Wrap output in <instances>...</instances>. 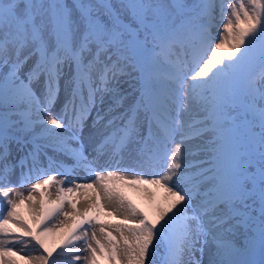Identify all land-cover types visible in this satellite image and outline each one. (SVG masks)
<instances>
[{
    "label": "snow or ice",
    "instance_id": "6c2138e0",
    "mask_svg": "<svg viewBox=\"0 0 264 264\" xmlns=\"http://www.w3.org/2000/svg\"><path fill=\"white\" fill-rule=\"evenodd\" d=\"M81 259L264 264V0H0V264Z\"/></svg>",
    "mask_w": 264,
    "mask_h": 264
},
{
    "label": "bare ground",
    "instance_id": "6f19581e",
    "mask_svg": "<svg viewBox=\"0 0 264 264\" xmlns=\"http://www.w3.org/2000/svg\"><path fill=\"white\" fill-rule=\"evenodd\" d=\"M57 179H62V177H57ZM27 188L28 187L24 186V189H23L25 197L28 194L27 191H26ZM50 192L52 193V197L51 198L55 199V186H53L50 189ZM89 194L90 193H88V192L80 191V192H77L75 195L71 196L70 199H72L74 202H77V206L82 208V206L84 204V200H85L86 196L89 195ZM127 194L131 197V199L136 204H138V205H140L142 207H145V208L147 207V204H146V202L143 199V193L142 192L129 189V190H127ZM34 195H36V194L34 193ZM36 196H39V195H36ZM23 208H24L25 214L28 215V213H29V202L27 200H25V205L23 206ZM98 215H99V219L102 220V221H105V222H107V221H109L111 219L110 217L106 216L103 212L98 213ZM61 227H63V226L61 225ZM91 231L92 230L89 229V238L91 237ZM96 231H97L98 238H100V233L98 231V228H97ZM9 239H11V237H9ZM57 241H58L57 237L52 235L50 237V239H49L50 246L54 245ZM16 247L19 248V247H25V246L18 244ZM25 250L28 251L32 256H36V255L39 254L37 251L33 250L32 246H31V243H29V242H26ZM21 254H24V252H21ZM53 255L55 256L56 254L54 253ZM81 255H82V257L83 256H87L88 253L87 252H82ZM58 259L61 262L63 261V257H58ZM23 264H25V262ZM77 264H85V261L83 259H81L80 261L77 262Z\"/></svg>",
    "mask_w": 264,
    "mask_h": 264
},
{
    "label": "rangeland",
    "instance_id": "374dc122",
    "mask_svg": "<svg viewBox=\"0 0 264 264\" xmlns=\"http://www.w3.org/2000/svg\"><path fill=\"white\" fill-rule=\"evenodd\" d=\"M244 2L246 3L247 2V0H244ZM36 195H39V193H35ZM22 209H21V212L25 215V217L26 218H29V217H27L28 215L27 214H25V212H24V208H23V206L21 207ZM61 219H63V217H61ZM61 227V226H60ZM56 232H58V230H55L54 232H53V234L52 235H55L56 234Z\"/></svg>",
    "mask_w": 264,
    "mask_h": 264
}]
</instances>
